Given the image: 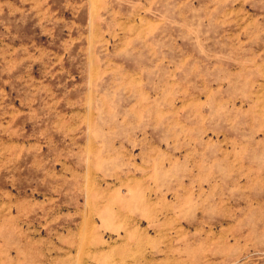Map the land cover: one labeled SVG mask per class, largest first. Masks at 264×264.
<instances>
[{
    "label": "rangeland",
    "instance_id": "obj_1",
    "mask_svg": "<svg viewBox=\"0 0 264 264\" xmlns=\"http://www.w3.org/2000/svg\"><path fill=\"white\" fill-rule=\"evenodd\" d=\"M0 264H264V0H0Z\"/></svg>",
    "mask_w": 264,
    "mask_h": 264
}]
</instances>
